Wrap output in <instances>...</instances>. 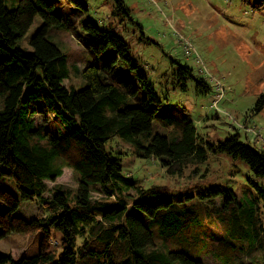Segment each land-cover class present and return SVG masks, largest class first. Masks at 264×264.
Instances as JSON below:
<instances>
[{"label":"trees","instance_id":"trees-1","mask_svg":"<svg viewBox=\"0 0 264 264\" xmlns=\"http://www.w3.org/2000/svg\"><path fill=\"white\" fill-rule=\"evenodd\" d=\"M54 2L17 0L8 9L0 0V182L13 180L20 200L36 207L30 220L16 217L19 201L1 191L0 201L8 209L0 213V240L41 233L36 256L0 255V264H201L182 251L193 243L191 225L198 218L187 205L212 202L213 209L228 210L238 207L235 192L214 184L170 194L162 187L143 189L123 172L127 153L116 142L129 146L139 159L156 160L169 176H181L185 168L204 161L205 149L189 118L178 109H162L164 101L132 63L128 46L93 23L83 26L93 36L90 47L96 53L110 47L114 56L103 70L90 65L82 70L83 89H68L64 55L45 38L51 26L61 24L53 13ZM248 3L254 11L264 7V0ZM36 16L43 24L30 38L33 52L27 54L16 42ZM118 59L128 63L133 80L114 70ZM178 75L193 80L197 94L210 89L186 66L179 65ZM50 114L59 122L56 127L45 125L49 119L37 125L32 121L33 116ZM210 149L240 159L256 179L264 178V148L257 150L231 135ZM64 168L75 174L76 188L48 190L45 182L60 178ZM93 193L101 200L93 199ZM233 219L238 238L253 244L250 249L237 241L240 253L256 255L255 263L264 264V210L252 209ZM52 231L59 232V240Z\"/></svg>","mask_w":264,"mask_h":264},{"label":"rangeland","instance_id":"rangeland-1","mask_svg":"<svg viewBox=\"0 0 264 264\" xmlns=\"http://www.w3.org/2000/svg\"><path fill=\"white\" fill-rule=\"evenodd\" d=\"M121 1L123 5L119 6L116 0H55L53 13L60 18L61 24L51 26L45 38L64 55L68 73L66 87L75 91L83 89L86 84L82 70L89 65L103 70L114 56L110 47L100 53L94 52L90 47L93 36L83 26L93 23L99 30L117 35L128 46L132 63L144 71L164 101L162 109H178L180 115L189 118L200 136L199 146L205 149L204 161L185 168L181 176H169L156 160L139 159L128 150L129 146L116 142L117 149L127 153L122 162L123 172L143 189L162 187L170 194L214 184L234 191L238 207L228 210L213 209L212 202L192 201L187 205L194 209L198 218L191 225L193 243L184 246L182 251L201 264H262L261 260L255 263L256 255L246 258L240 253L237 241L250 249L253 244L238 238L233 218L239 219L243 212L247 215L252 209L264 210V195L260 192H264V178L256 179L240 159L211 153L210 145L237 135L239 141L263 151L264 105L255 110L260 102L264 103V7L254 11L249 0ZM4 4L13 9L17 0H4ZM42 24V19L36 16L16 46L31 54L29 40ZM184 41L192 45L202 60L204 74L199 73L193 59L185 56ZM179 65L189 68L195 79H204L209 91L197 94L193 80L179 77ZM113 66L115 71L125 75L124 78L134 79L126 61L118 59ZM215 81L221 85L223 97L217 110H211L212 101L218 99ZM32 121L35 125L47 122L45 125L49 127L59 123L51 114L33 116ZM76 179L70 169L64 168L60 178L45 184L48 190L61 187L73 191ZM3 190L19 201L14 216L25 220L34 217L35 205L20 200L13 180L4 178L0 182V193ZM49 196L50 193L45 194ZM92 198L101 200V195L93 193ZM216 202L219 205L220 201L216 199ZM7 209L0 201V213ZM52 234L59 240V232L52 231ZM40 238L39 232L32 236L8 235L0 240V255L36 256ZM51 245L55 247L57 242L53 240Z\"/></svg>","mask_w":264,"mask_h":264},{"label":"built area","instance_id":"built-area-1","mask_svg":"<svg viewBox=\"0 0 264 264\" xmlns=\"http://www.w3.org/2000/svg\"><path fill=\"white\" fill-rule=\"evenodd\" d=\"M184 52H185V56L186 57H189L191 59H193V61L198 65V71L200 74H204L205 72V67H204V64L202 62V60L200 59V57L195 53L193 47L191 44H189V42L187 41H184ZM209 79V81H213V78L209 77V76H206ZM216 91H217V95H216V99L215 101H212V104L210 105L211 108H216L217 105H218V102H220V100L222 99L223 97V90H222V87L221 85L216 82Z\"/></svg>","mask_w":264,"mask_h":264}]
</instances>
